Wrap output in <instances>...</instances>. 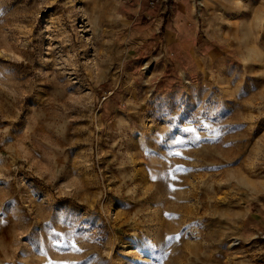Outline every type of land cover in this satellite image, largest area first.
Masks as SVG:
<instances>
[{"label": "rangeland", "instance_id": "obj_1", "mask_svg": "<svg viewBox=\"0 0 264 264\" xmlns=\"http://www.w3.org/2000/svg\"><path fill=\"white\" fill-rule=\"evenodd\" d=\"M0 264H264V0H0Z\"/></svg>", "mask_w": 264, "mask_h": 264}, {"label": "snow or ice", "instance_id": "obj_2", "mask_svg": "<svg viewBox=\"0 0 264 264\" xmlns=\"http://www.w3.org/2000/svg\"><path fill=\"white\" fill-rule=\"evenodd\" d=\"M199 139H200V137H196V140H199ZM176 155H179V153H176ZM153 179H155V177H153ZM165 215H168V214L166 213ZM54 235H55V237H59L60 236V233H55ZM168 239L169 240H172V239H174V237H168Z\"/></svg>", "mask_w": 264, "mask_h": 264}, {"label": "built area", "instance_id": "obj_3", "mask_svg": "<svg viewBox=\"0 0 264 264\" xmlns=\"http://www.w3.org/2000/svg\"><path fill=\"white\" fill-rule=\"evenodd\" d=\"M240 245V241L239 240H236L233 242L232 246L235 247V246H239Z\"/></svg>", "mask_w": 264, "mask_h": 264}, {"label": "clouds", "instance_id": "obj_4", "mask_svg": "<svg viewBox=\"0 0 264 264\" xmlns=\"http://www.w3.org/2000/svg\"><path fill=\"white\" fill-rule=\"evenodd\" d=\"M238 2H239V0H238Z\"/></svg>", "mask_w": 264, "mask_h": 264}]
</instances>
